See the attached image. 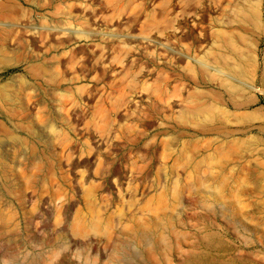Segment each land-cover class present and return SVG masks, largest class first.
Returning a JSON list of instances; mask_svg holds the SVG:
<instances>
[{
    "label": "rangeland",
    "instance_id": "374dc122",
    "mask_svg": "<svg viewBox=\"0 0 264 264\" xmlns=\"http://www.w3.org/2000/svg\"><path fill=\"white\" fill-rule=\"evenodd\" d=\"M0 159V264H264V0H0Z\"/></svg>",
    "mask_w": 264,
    "mask_h": 264
},
{
    "label": "bare ground",
    "instance_id": "6f19581e",
    "mask_svg": "<svg viewBox=\"0 0 264 264\" xmlns=\"http://www.w3.org/2000/svg\"><path fill=\"white\" fill-rule=\"evenodd\" d=\"M1 160V159H0ZM1 166H2V163L0 164ZM2 169V168H1ZM3 170V169H2ZM4 172V171H3ZM1 179V178H0ZM201 184V183H200ZM223 185V184H222ZM201 186H203L202 184H201ZM200 186V187H201ZM197 189H200V188H197ZM209 193V192H208ZM217 194H218V196H222V198L224 199V197H223V195L220 193V192H218L217 191ZM233 199V198H232ZM227 200V199H226ZM225 200V201H226ZM228 201V200H227ZM231 201V200H230ZM174 210V209H173ZM175 211V210H174ZM142 224H143V222H142ZM77 231H79V229L77 230ZM83 232H84V230H83ZM91 232H93V231H91ZM78 233V232H77ZM107 233V232H106ZM162 233V232H161ZM85 234V233H84ZM94 234H96V233H94ZM101 234H105V232L104 233H101ZM107 236H108V233H107ZM183 236V235H182ZM186 236V235H185ZM185 236H183V237H185ZM148 240V239H147ZM162 242H163V244L165 245V248L167 249L168 248V243L165 241L166 240V238L165 237H162ZM152 249H153V244L151 243V244H149V250L150 251H152Z\"/></svg>",
    "mask_w": 264,
    "mask_h": 264
}]
</instances>
